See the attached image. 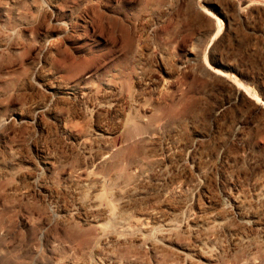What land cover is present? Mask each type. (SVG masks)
<instances>
[{
    "label": "rangeland",
    "instance_id": "rangeland-1",
    "mask_svg": "<svg viewBox=\"0 0 264 264\" xmlns=\"http://www.w3.org/2000/svg\"><path fill=\"white\" fill-rule=\"evenodd\" d=\"M167 1L168 12L162 8ZM200 7L208 6L202 0H0V264H190L194 260L191 256L183 261L171 255H154L146 246L155 232L144 234L141 243H130L140 231L116 226L100 232L93 223L65 221L56 213L55 204L45 198L43 189L65 186L71 191L70 180L79 175L73 158L84 163L83 146L88 140L71 142L59 132L58 123L44 115L48 134L33 141L40 133L38 128L27 123L11 125L7 117L15 111L30 117L43 99L32 91L28 79L39 65L42 44L49 39L51 76L63 82L80 81L88 72L94 76L93 97L71 106L75 117L67 125L72 131L77 122H87L93 129L97 113L91 106L95 104L113 105L116 110H103L99 118L114 143L122 139L116 123L121 112L160 120L164 125L187 117L192 103L204 91V81L177 66L192 43L210 50L217 32H210L211 21ZM57 19L72 20L77 33L65 30ZM239 33L243 36V30ZM240 41L230 43L236 49L233 61L263 82L260 87H250L264 99V51L259 42ZM248 44L252 49L243 53ZM167 53L173 56L171 63L162 62ZM219 100L220 95L212 93L200 102L210 109ZM82 110L86 119L80 118ZM205 122L189 124L190 130L206 132L209 121ZM164 138L169 141L167 134ZM43 157L55 160L52 174L45 169ZM15 187L16 191L11 190ZM217 190L215 197L220 196L221 187ZM67 202L73 204L75 198L68 194ZM147 205L146 200L132 196L120 213L133 216ZM112 236L126 244L110 242ZM178 239L181 244L190 241V236Z\"/></svg>",
    "mask_w": 264,
    "mask_h": 264
},
{
    "label": "bare ground",
    "instance_id": "bare-ground-1",
    "mask_svg": "<svg viewBox=\"0 0 264 264\" xmlns=\"http://www.w3.org/2000/svg\"><path fill=\"white\" fill-rule=\"evenodd\" d=\"M202 2L208 6L200 7V11L211 21L210 32H217L213 33L210 50L204 51L192 43L177 66L189 69L194 77L204 81V91L192 103L187 117L164 125L160 120L121 112L116 123L122 139L114 143L110 140L111 132L99 118L103 110H116L113 105L95 104L91 106L97 113L93 129L87 122H77L79 125L74 123L77 126L72 131L67 125L75 117L71 106L93 97L94 76L88 72L82 80L71 82L51 76L48 58L52 39H49L42 44L39 65L28 79L32 91L43 99L34 105L30 117L15 111L7 121L11 125L27 123L38 128L40 133L33 139L36 141L48 134V120L43 119L46 115L58 123L59 132L71 142L88 140L83 146L84 163L73 158L78 162L75 168L79 175L70 180L71 191L65 186L43 189L45 198L55 204L56 213L65 221L93 223L100 232L116 226L140 231L130 243H141L144 234L155 232V238L149 239L146 247L157 257L171 255L186 261L191 256L194 260L190 264H264V99L250 87L251 84L260 87L263 82L234 63L236 49L230 46L240 40L259 42L264 51V0ZM162 8L168 12L170 2H165ZM56 23L77 33L72 20L57 19ZM249 44L243 53L252 49ZM172 59L167 53L162 62L171 63ZM212 93H218L220 100L207 109L200 100ZM79 113L81 119H86L85 110ZM197 120L203 124L209 121V127L205 124L206 132L190 130ZM54 162L51 157H43V165L50 174ZM219 186L221 194L215 197L213 193ZM68 194L75 198L73 204H68ZM132 196L150 205L136 210V215H121ZM181 235L190 236V241L177 243ZM102 242L108 244L107 240ZM110 242L126 244L118 236H112Z\"/></svg>",
    "mask_w": 264,
    "mask_h": 264
}]
</instances>
